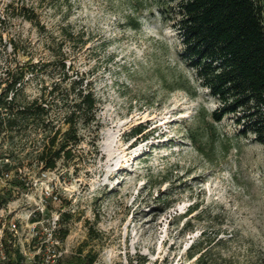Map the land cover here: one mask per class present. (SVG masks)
Segmentation results:
<instances>
[{
  "label": "rangeland",
  "instance_id": "obj_1",
  "mask_svg": "<svg viewBox=\"0 0 264 264\" xmlns=\"http://www.w3.org/2000/svg\"><path fill=\"white\" fill-rule=\"evenodd\" d=\"M176 17L169 0H0V76L50 59L63 41L101 101L100 155L76 172L38 173L29 147L0 142L20 168L0 175V230L43 209L45 223L71 215L60 222L65 261L81 250L93 264H264L263 149L232 116L212 121L219 104L180 58Z\"/></svg>",
  "mask_w": 264,
  "mask_h": 264
},
{
  "label": "trees",
  "instance_id": "obj_2",
  "mask_svg": "<svg viewBox=\"0 0 264 264\" xmlns=\"http://www.w3.org/2000/svg\"><path fill=\"white\" fill-rule=\"evenodd\" d=\"M169 1L175 3L174 27L183 46L180 58L219 104L211 113L212 121L232 116L238 135H252L264 155V0ZM21 10L25 21L38 32L45 31L32 8ZM64 36L72 39L70 33ZM55 47L50 59L34 63L29 59L6 78L0 76V142H14L22 153L29 147L26 156L38 173L56 171L60 165L72 166L76 172L88 158L94 161L100 155L101 101L86 74L67 64L63 41ZM30 82L38 83L34 96L25 92ZM140 133L135 130L131 137ZM83 145L89 147L87 151L81 150ZM9 158L0 157V175L20 169ZM8 198L0 195V208ZM70 218L62 213L59 220ZM92 233L90 229L88 235ZM67 234V229H60L61 239ZM79 254L81 250L66 264L95 261L89 252ZM194 254L189 250L188 258Z\"/></svg>",
  "mask_w": 264,
  "mask_h": 264
},
{
  "label": "built area",
  "instance_id": "obj_3",
  "mask_svg": "<svg viewBox=\"0 0 264 264\" xmlns=\"http://www.w3.org/2000/svg\"><path fill=\"white\" fill-rule=\"evenodd\" d=\"M43 212V209L33 211L22 227L15 221L3 224L0 230V264H65L67 251L62 243L65 239L58 236L61 214L45 223Z\"/></svg>",
  "mask_w": 264,
  "mask_h": 264
}]
</instances>
